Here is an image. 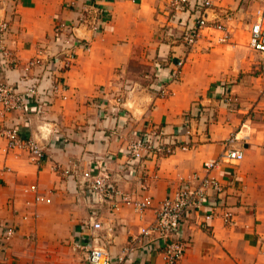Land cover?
<instances>
[{
	"label": "crops",
	"instance_id": "obj_1",
	"mask_svg": "<svg viewBox=\"0 0 264 264\" xmlns=\"http://www.w3.org/2000/svg\"><path fill=\"white\" fill-rule=\"evenodd\" d=\"M82 1L0 0V23L9 24L4 39L0 33V52L4 45L16 58L5 65L10 81L23 78L39 51L60 52L56 27L76 19L72 4ZM212 1L206 15L226 26L228 38L221 41L220 30L205 28L190 46L181 38L197 17L189 4L181 9L173 0H103L106 20L96 31L79 29L87 45L76 47L74 64L66 71L60 62L51 66L63 87L49 106L31 112L29 122L21 113L0 117V233L7 224L18 228L0 252V264H89L83 246L92 242L81 224L94 214L104 225L100 244L117 260L155 219V207L195 173L203 175L204 163L218 158L235 133L239 139L230 147L244 150V158L214 170L225 192L211 188L207 207L185 222L181 238L187 249L180 264H264V54L251 48L250 31L239 39L264 0ZM180 59L186 64L182 77L169 83L168 95L158 94L153 86L160 70ZM14 117L21 119L24 137L45 147L42 162L8 148L3 132ZM154 127L181 133L191 144L145 160L155 206L143 215L130 206L101 208L81 177L64 173L97 172L104 164L125 190L141 192L140 178H125L127 145ZM32 184L51 201L35 202V192L27 190ZM226 206L233 212L228 223ZM212 208L217 215L203 227ZM145 241L137 238L124 264H164L160 251L138 248Z\"/></svg>",
	"mask_w": 264,
	"mask_h": 264
},
{
	"label": "built area",
	"instance_id": "obj_2",
	"mask_svg": "<svg viewBox=\"0 0 264 264\" xmlns=\"http://www.w3.org/2000/svg\"><path fill=\"white\" fill-rule=\"evenodd\" d=\"M103 0H83L77 7V18L58 24L56 33L61 41L62 48L57 54H52L44 50L39 51L38 55L29 61L25 68L23 78L19 82H12L6 75L5 65L15 63L16 58L3 45L0 52V117L10 118L11 114L21 113L25 116V121H30L29 115L34 111H42L54 100V96L59 87H63L61 77H55L53 67L56 62H60L63 71L69 69L75 62L76 47L80 44L87 45V41L80 38L78 31L82 26H88L96 31L106 20V9L102 5ZM174 4L181 9L189 4L190 9L196 11L195 22L187 27L181 38L183 41L194 46L202 35L205 28L214 27L223 34L221 41L228 38L226 26L220 22L210 20L207 15V9L213 7L212 0H194L193 5L190 0H173ZM181 6V7H180ZM193 6V7H192ZM9 31L8 22L0 23L1 38L4 39ZM250 46L256 51L264 54V6L256 10L255 20L250 28ZM185 60L180 59L167 63L166 67L160 70L158 75L159 84L153 88L166 96L169 94V83L179 80L185 69ZM42 67L43 71L35 73L34 70ZM167 73V78L162 72ZM50 82L49 85H46ZM118 104L122 103V97H117ZM191 120V119H190ZM12 124L6 125L4 136L7 140L8 148H17L28 151L30 156L38 163L45 158L46 150L36 138L24 137L22 135L23 126L21 119L14 117ZM186 134H191L188 131ZM181 133H169L164 128L154 127L148 133H145L139 139L132 140L127 145V173L125 178H140V190L127 191L120 184L116 174H113L106 165L101 164L97 172L92 169L77 170L66 169L67 175H77L81 177L78 181L82 188L87 189L98 202L101 208L107 206L112 211H118L125 206H130L138 213L143 215L146 210L155 206L154 198L150 193L148 183L149 174L143 173L144 162L149 157L159 155H170L176 152L178 148L188 149L191 141L184 140ZM239 139L238 133L233 134L226 141V148L216 159L208 160L204 163V174L195 173L193 179L188 183L178 186L173 193L166 196L160 204L155 207V219L143 225L140 228L139 236L135 237L131 244L125 248L124 255L115 260L101 243V234L99 231L104 228L101 219L97 214L92 215L88 220L81 224L82 234L91 238L90 245L77 244L78 247H86L87 261L89 264H124L126 256L136 250L137 238L141 242L138 246L146 247L148 251L161 252L164 264H180L183 259L187 246L181 238V232L185 222L196 211L204 210L208 205L209 191L216 188L220 193L225 192L226 187L215 176L214 170L222 163H237L244 158V150L230 147ZM120 179L123 176L120 175ZM187 182V181H185ZM28 191L35 192L34 201L50 202L51 198L40 193L38 186L32 184ZM216 208V207H215ZM215 208H212L205 214L203 227L208 226V222L216 215ZM225 222H231L233 212L226 206L222 214ZM111 230V228H109ZM18 231L17 225L7 224L0 233V252L6 250L7 241H9ZM144 245V246H143ZM137 248V249H138Z\"/></svg>",
	"mask_w": 264,
	"mask_h": 264
},
{
	"label": "rangeland",
	"instance_id": "obj_3",
	"mask_svg": "<svg viewBox=\"0 0 264 264\" xmlns=\"http://www.w3.org/2000/svg\"><path fill=\"white\" fill-rule=\"evenodd\" d=\"M259 6V5H258ZM257 7V6H256ZM258 8V7H257ZM195 20V19H194ZM252 21H253V19H251V23H252ZM247 31H250L249 29H248V26H246L245 28H244V30L243 29H241V31H240V34H239V39H240V41H241V39H242V37H244V39H245V34H247ZM201 38V37H200ZM248 42H249V40H248ZM247 45H248V43H247ZM258 53V52H257ZM251 56H248L246 59H248V58H250Z\"/></svg>",
	"mask_w": 264,
	"mask_h": 264
}]
</instances>
